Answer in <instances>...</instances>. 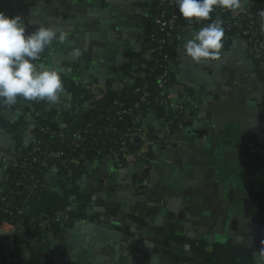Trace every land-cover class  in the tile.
Listing matches in <instances>:
<instances>
[{"label": "crops", "instance_id": "1", "mask_svg": "<svg viewBox=\"0 0 264 264\" xmlns=\"http://www.w3.org/2000/svg\"><path fill=\"white\" fill-rule=\"evenodd\" d=\"M78 1L0 0V12L21 17L26 34L41 25L72 29L78 53L67 46L51 52L53 43L34 61L59 72L56 101L0 100V198L37 118L71 126L108 93L145 77L155 60L147 35L158 0H105L98 13L110 21L88 3L84 17L73 21ZM253 1L238 0L234 10L217 5L208 20L180 18L163 98L187 110L157 100L137 117L138 128L124 130L137 151L110 162L81 158L67 164L66 176L52 174L48 194L28 202L25 212L41 225L57 217L66 223L58 235L4 227L0 264H264L261 67L246 40L225 29L219 59L195 63L183 52L202 27L253 16ZM91 16L108 28L88 31ZM217 123L224 130L213 135ZM203 150L215 154L202 167L196 158Z\"/></svg>", "mask_w": 264, "mask_h": 264}, {"label": "trees", "instance_id": "2", "mask_svg": "<svg viewBox=\"0 0 264 264\" xmlns=\"http://www.w3.org/2000/svg\"><path fill=\"white\" fill-rule=\"evenodd\" d=\"M155 7L157 10L154 18L166 9L160 8L158 1ZM252 7L253 16L241 15L235 19L222 20L219 22L220 26L226 29L229 25L237 24L245 30H250L252 36L259 34L264 30V0H254ZM166 12L169 15L168 9ZM260 12L263 14L260 15ZM179 23L180 19L178 25ZM232 30L239 34L242 31L234 26ZM154 37L163 42L160 45L154 44ZM178 37V29L171 33V37H167L152 23L147 40L153 47L159 48V54L145 77L136 80L122 92L108 93L91 109L80 115L71 126L62 127L43 118L35 120L31 138L21 149L16 167L9 172L8 181L4 186L0 198V225L9 223L35 236L42 233L59 234L61 229L58 225L32 222L25 212V205L48 194L47 179L52 174L58 177L66 176L69 162L78 161L83 157L89 161L110 162L120 154H131L140 148L138 143L128 139L124 130L129 132L138 128L137 117L148 111L161 97L159 82L165 72L162 58L167 56L174 61ZM258 39L264 43V36H258ZM258 62H264V55ZM261 72L264 75V69H261ZM146 95V102L141 103ZM136 105H139V109L130 115L123 114Z\"/></svg>", "mask_w": 264, "mask_h": 264}, {"label": "clouds", "instance_id": "3", "mask_svg": "<svg viewBox=\"0 0 264 264\" xmlns=\"http://www.w3.org/2000/svg\"><path fill=\"white\" fill-rule=\"evenodd\" d=\"M180 16L192 22L208 20L215 6L234 10L238 0H176ZM224 28L211 23L194 32L184 45L186 57L195 63L219 59L223 48ZM63 40L60 29L39 26L26 34L19 16L9 17L0 12V100L6 105H15L18 97L25 100L54 102L62 90L61 76L54 68L37 65L41 54L54 40ZM73 55H78L73 52Z\"/></svg>", "mask_w": 264, "mask_h": 264}, {"label": "built area", "instance_id": "4", "mask_svg": "<svg viewBox=\"0 0 264 264\" xmlns=\"http://www.w3.org/2000/svg\"><path fill=\"white\" fill-rule=\"evenodd\" d=\"M158 2L160 3V8L166 7V9H164L162 11L160 10L161 12L159 13L158 16H156L154 18L153 23L159 27L160 32L164 33L165 36L171 37V33L177 31L178 21L181 18L180 14H179V10H178L177 5H176V0H158ZM167 9L170 11L169 15L166 12ZM158 10H159V8H158ZM259 14L262 15L263 12H260ZM228 23H230V22H228ZM233 26L237 27L239 29H242V31L240 32V35L246 40L247 44L249 45V47L252 51L254 58H256L257 61L261 60L263 55H264V43L259 41L258 36L263 37L264 36V30L261 31L259 34H254V36L251 35L250 30H247V29L245 30V29H243V27L241 25H237V24H234L232 26L229 25L225 30L233 31L232 30ZM152 42L154 44L160 45L163 41L154 37L152 39ZM158 49L159 48L154 47V51H155L156 55L159 54ZM162 61L165 64V66H164L165 72L160 77L159 89L162 91V94H161V97L158 99V101H161L166 106H169L168 102L163 98V90H164L166 84L168 83L172 73H173L174 61H171L167 56H163ZM259 65L261 66V69H264V62L263 63L259 62ZM146 97H147V95L142 98L141 103L146 102ZM169 107L173 110H179V111H186L187 110V108L184 105L172 104ZM137 109H139V105H136L132 109L124 111L123 114L130 115L131 113H133ZM135 131L139 132L138 130H135ZM108 136H109V134H108ZM30 138H31V136H30ZM65 223H66L65 218L57 217L50 224L51 225L55 224V225H58L60 228H62V226ZM47 225H49V224H47ZM7 226H11V227L16 228V226L11 225L9 223H3L2 225H0V230H2L4 227H7Z\"/></svg>", "mask_w": 264, "mask_h": 264}, {"label": "water", "instance_id": "5", "mask_svg": "<svg viewBox=\"0 0 264 264\" xmlns=\"http://www.w3.org/2000/svg\"><path fill=\"white\" fill-rule=\"evenodd\" d=\"M90 3V7L91 10L94 9V13L98 15V17L100 18H104V19H107V20H111L109 19V16H108V13H105V12H101V13H98L99 12V8L103 7L104 8V3H105V0H85V3L83 2V0H79L77 2V4L73 5L72 3V8L73 10L79 12L77 14H74V15H70L69 17L73 20V21H76V19H82L85 15V13H83L84 9H86V7L88 8V6L86 4ZM113 4H115V2H112ZM70 9V10H71ZM83 14V15H82ZM87 23H91L89 24V27L90 30L88 31H94V32H97V30H99V28H108V24H104V23H100L97 21V17L96 16H91V17H88L87 18ZM75 27V26H74ZM63 33V36L65 39L63 40H60V39H57V40H54L53 43L55 44L54 48L51 49V52H59L60 51V48L61 46H67V52H72V51H77L76 50V46H75V41H74V34H73V31L72 29H69L68 32H66V30H60V34ZM84 59H86V57L84 56ZM143 118H146L145 115H143ZM222 120V118H220ZM219 122V121H218ZM214 128V129H213ZM210 129L211 133L214 135L215 134V130H218V129H221V130H224V128L222 129V125H219L218 123L215 124V127H213ZM220 134H223L222 132H220ZM213 142H215V138L212 139ZM199 143V146L202 147V143L201 142H198ZM202 154L204 155V157H200V156H197V160H199L198 164L199 166H204L205 163L208 162V158H212L213 155L215 154V152L211 151L210 153L205 150L202 151ZM201 160H203L204 162H200ZM50 180L53 179L54 177L51 176L49 177ZM228 212H229V205L226 206V209H225V212H224V215H228Z\"/></svg>", "mask_w": 264, "mask_h": 264}]
</instances>
